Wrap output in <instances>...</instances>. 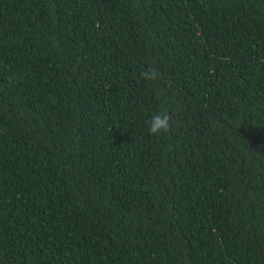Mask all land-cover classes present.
<instances>
[{
    "label": "trees",
    "instance_id": "trees-1",
    "mask_svg": "<svg viewBox=\"0 0 264 264\" xmlns=\"http://www.w3.org/2000/svg\"><path fill=\"white\" fill-rule=\"evenodd\" d=\"M0 264H264V0H0Z\"/></svg>",
    "mask_w": 264,
    "mask_h": 264
}]
</instances>
